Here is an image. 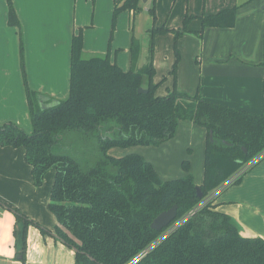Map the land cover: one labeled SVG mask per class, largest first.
I'll return each mask as SVG.
<instances>
[{"label": "trees", "instance_id": "obj_1", "mask_svg": "<svg viewBox=\"0 0 264 264\" xmlns=\"http://www.w3.org/2000/svg\"><path fill=\"white\" fill-rule=\"evenodd\" d=\"M7 2V23L16 27L20 36V65L32 131L28 134L13 122L0 123V146L24 150L35 186L55 169L49 204L58 222L53 234L68 249L76 250L74 264H264V239L241 236L232 219L216 211L214 201L158 241L171 224L264 151V115L178 90L177 51L171 72L174 85L165 95H156L164 78L153 83V38L169 30L154 25L149 63L140 70L124 71L108 55L82 58V34H74L67 98L50 106L39 104V94L29 89L23 68L20 22L12 2ZM139 10L141 0H114L112 31L121 12ZM147 12L154 23V0ZM191 19L187 15L181 29L170 30L175 45L183 34L191 33ZM234 19L235 8L202 15L197 35L205 27H232ZM131 40L134 60L140 46ZM140 88L147 93H138ZM179 121L206 129L200 186L194 183L187 162L183 163L184 176L163 181L142 156L117 158L108 153L113 148L159 146L174 137ZM173 205L177 206L173 222L160 232L152 230V220ZM0 206L10 211L16 222H23L20 255L24 261L28 227L35 226L42 236L51 232L1 200Z\"/></svg>", "mask_w": 264, "mask_h": 264}, {"label": "crops", "instance_id": "obj_2", "mask_svg": "<svg viewBox=\"0 0 264 264\" xmlns=\"http://www.w3.org/2000/svg\"><path fill=\"white\" fill-rule=\"evenodd\" d=\"M12 2L22 27L23 68L27 84L31 91L39 94L41 104L45 103L43 96L62 99L66 96L67 88L69 90L70 46L76 28H83L84 59L108 55L124 71L140 70L149 63V55L144 56L143 45H139L137 57L131 59L133 36L129 25H125V18L120 22L125 13L118 15L111 43L105 41V30L100 28L109 25V20L112 23L114 0ZM90 4L93 5V15L89 22L86 10ZM232 8H235L232 27H205L200 36L197 35L201 29L200 16ZM190 11L192 19L188 30L191 33L183 34L178 42L186 63L182 67L181 63L178 66L177 89L232 109L264 115V0H203L201 6L195 4ZM130 14L127 13L128 16ZM99 16L103 17L102 23L98 20ZM3 28L0 26L1 30ZM13 36L15 38L16 35ZM159 39L158 36L157 42ZM157 51L161 55L162 50L158 45L154 59L152 57V64L154 61L158 68ZM11 63L1 73L10 80L1 89L7 111L2 114L0 122H13L28 128V103L26 91L22 90V78H19L22 68L18 61V49L12 51ZM178 126L179 129H192L200 140L203 135L206 136L202 129L189 121H179ZM196 148L200 152L201 143ZM141 156L150 163L154 162L144 154ZM21 167L24 171L27 169L24 150L0 146V195H3L0 197L4 201L14 200L13 196L10 199V195L16 190V183L11 179V174ZM213 204L216 205V211L232 219L241 236L264 239V159L241 176L238 186L220 193ZM16 225L14 215L0 208V264H74V251H69L65 256V251L60 248L65 246L59 247L50 238H43L42 242V235L40 240L30 243L29 230L22 261L21 231H17ZM53 235L51 233L50 236L56 239ZM18 256L21 258L18 259Z\"/></svg>", "mask_w": 264, "mask_h": 264}, {"label": "rangeland", "instance_id": "obj_3", "mask_svg": "<svg viewBox=\"0 0 264 264\" xmlns=\"http://www.w3.org/2000/svg\"><path fill=\"white\" fill-rule=\"evenodd\" d=\"M12 2V0H10ZM203 0H154L155 5V21L152 23V18L148 14L147 9L150 7L152 0L147 4L141 3V10L133 14L127 15V11H123L125 15L121 16L120 22L122 23L123 18H125V25H129L130 34L133 36V40H135L139 45H143L145 48L144 56L148 57V52L150 48L151 42V28H165L168 29L169 32L159 34L157 33L153 38V59L156 53V45L160 47L162 50L161 55L157 51V60L156 63L158 68L155 67V63L153 61V65L155 68V75L153 78V83L161 81L164 78L162 84H160L156 90V95L162 96L165 95L166 88L172 89L174 85V79L171 75V72L174 68L176 62V51L179 53V61L176 65V81H177V71L178 66L181 63L180 67H182L186 63V57L181 53L178 48L179 39L176 42L174 40V33L170 30L181 29L184 19L187 15H190L191 9L195 4L201 6ZM13 4V2H12ZM93 15V5L90 4L86 10V17L89 22L92 19ZM120 15V14H119ZM8 16V2L7 0H0V26H4V28L0 29V118H2V114L7 111V107H5V98L1 95V89L5 88L10 80V78L1 74L5 72V69L11 66L12 62V51L18 49V61L20 63V36L18 34V29L14 26H9L7 23ZM111 19V17H110ZM118 19V17H117ZM99 22L102 23L103 17H98ZM118 20H116L117 22ZM190 22V21H189ZM121 23H118L120 26ZM112 23L109 20V25L105 28L101 27V30H105V41H109L111 43L114 33L116 31V23L114 30L112 31ZM16 30V32H15ZM20 32L22 36V27L20 25ZM83 28H76V34L81 32L82 34ZM16 35L15 38L13 35ZM160 37L157 42V37ZM16 44V45H15ZM176 47V49H175ZM145 57L144 59H146ZM19 78H22V90L25 92V86L23 82L22 71H20ZM156 84V83H155ZM177 87V84H175ZM68 88L66 91L65 98L62 99H54L49 98L48 96H43L45 100V104L47 106L55 104L57 101L64 100L67 98ZM40 99V96L38 97ZM41 104V103H39ZM17 114V112H15ZM28 115V114H27ZM29 127L24 128L20 127L26 133L30 134L32 131L31 123L28 117ZM3 123V122H0ZM192 123V122H191ZM24 125V123H23ZM197 128H200L206 133V129L195 125ZM204 142V144H203ZM201 143L200 152L196 146ZM206 145V136L203 135L200 140L198 134L191 130L179 129L177 125L175 135L172 140H169L159 146H132L128 148H113L109 152L113 157H123L129 154H139L146 155L148 159H152L151 164L153 165L155 171L163 181L174 180L180 178L185 175L183 171V163L187 162L189 166V173L192 175L194 183L197 186H200L203 182V159ZM203 146V147H202ZM11 148V147H10ZM18 149V148H13ZM20 149V148H19ZM142 152V153H141ZM145 159V158H144ZM146 160V159H145ZM155 160L158 162H155ZM147 161V160H146ZM27 169L21 167L16 169L11 174V179L15 181L16 190L10 195L13 196L12 202L3 200L0 197V200H3L4 203L11 206L12 208H16L23 215L27 216L28 220H31L34 223H37L38 226L49 230L53 233V230L58 225V222L55 216L49 210L50 204V192L51 186L53 183V178L55 174V169H50L44 176L42 183L40 186H35L32 178L31 167L26 162ZM11 173V171H10ZM2 175V174H1ZM239 184V183H238ZM238 184L230 185L224 191L227 192V189L238 186ZM14 189V188H13ZM221 192V193H222ZM1 193H3L1 191ZM9 193L4 194L7 196ZM3 196V195H0ZM219 196V195H218ZM217 198V197H216ZM216 200V199H215ZM214 200V201H215ZM0 208H2L0 206ZM23 226L22 221H18L16 225L17 231H21ZM29 233V241L30 243H35L40 240L41 233L38 228L35 226H31L28 228ZM50 238V240L56 242L58 246H64L56 239H53L49 234H46L42 237ZM52 238V239H51ZM65 251V256H67L70 249L65 247H60ZM73 252V251H72ZM59 256V255H58Z\"/></svg>", "mask_w": 264, "mask_h": 264}, {"label": "built area", "instance_id": "obj_4", "mask_svg": "<svg viewBox=\"0 0 264 264\" xmlns=\"http://www.w3.org/2000/svg\"><path fill=\"white\" fill-rule=\"evenodd\" d=\"M264 157V151L249 160L247 163L242 165L239 170H237L235 173H233L229 178H227L221 185H219L217 188H215L213 191H211L203 200L202 202L193 210H191L189 213H187L184 217L177 220L173 224H171L159 237L158 241H161L164 239L167 235H169L171 232H173L177 227H179L184 221H186L188 218L193 216L200 208H202L205 204L209 202H213L216 197L224 191L227 187L230 185H233L237 179H239L243 174H245L253 165L257 164L262 158Z\"/></svg>", "mask_w": 264, "mask_h": 264}, {"label": "water", "instance_id": "obj_5", "mask_svg": "<svg viewBox=\"0 0 264 264\" xmlns=\"http://www.w3.org/2000/svg\"><path fill=\"white\" fill-rule=\"evenodd\" d=\"M142 3L146 4L148 2V0H141ZM138 93H143L146 94L147 90L145 89H138L137 91ZM244 150V149H243ZM245 151V150H244ZM196 192L198 194L199 198H202V193L200 192L199 187L196 188ZM176 213H177V206L173 205L170 209L163 211L161 213H159L151 222L150 224V228L154 231L160 232L163 229H165L166 227H168L171 222H173V220L176 218ZM54 237H56L55 235H53ZM73 251H76L75 249H73ZM21 256H18V259H20Z\"/></svg>", "mask_w": 264, "mask_h": 264}]
</instances>
